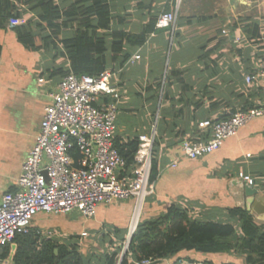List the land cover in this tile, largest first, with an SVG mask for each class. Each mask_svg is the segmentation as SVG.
I'll list each match as a JSON object with an SVG mask.
<instances>
[{"label": "crops", "instance_id": "0c3cea01", "mask_svg": "<svg viewBox=\"0 0 264 264\" xmlns=\"http://www.w3.org/2000/svg\"><path fill=\"white\" fill-rule=\"evenodd\" d=\"M11 1L16 4L15 17L26 23L39 19L32 9L34 1ZM54 1L62 9L69 8L61 15L64 26L55 48L39 41V49L29 50L7 20L0 27V197L17 189L16 180L34 144L44 107L61 72L71 70L61 39L85 29L83 19L88 18L91 0ZM250 1L182 0L175 22L157 28V16L173 9L174 0H107L110 22L97 32L106 37L107 69L119 93L113 140L125 142L154 132L153 188L140 205L135 197L101 203L95 215L87 218L75 210L37 213L31 231L38 236V249L50 241L79 253L83 264H107L106 253L118 251L119 264L122 243L128 240L134 221L137 226L155 220L171 205L184 210L193 222L229 224L242 237L241 220L231 213L238 207L264 230V114L252 118L207 155L187 158L180 149L183 138L200 137L198 122L225 119L231 112L264 105V78L245 80L260 65L264 48V11L252 13ZM114 31L133 37L143 34L144 40L141 44L124 41L121 54L113 60ZM39 78L43 81L38 82ZM239 171L253 178L251 187L256 192L251 196L245 193L250 185L239 179ZM13 243L17 248L12 240L7 244L9 251ZM2 249L0 259L8 256H2ZM178 258L208 264H264V260L251 263L243 251L185 249L151 264H172ZM130 261L135 264L136 260Z\"/></svg>", "mask_w": 264, "mask_h": 264}, {"label": "built area", "instance_id": "2783aa9c", "mask_svg": "<svg viewBox=\"0 0 264 264\" xmlns=\"http://www.w3.org/2000/svg\"><path fill=\"white\" fill-rule=\"evenodd\" d=\"M181 1L174 0L173 9L162 10L155 27L171 26ZM25 23L21 17L7 20L9 28ZM112 74L109 69L99 75L75 74L69 70L57 82L50 102L44 107L34 144L22 163L17 189L6 191L0 197V247L10 243L17 234L29 233L31 222L39 212L57 215L75 210L87 218L95 215L101 203L135 197L140 205L152 191L154 132L139 136L134 166L128 173L124 172L125 159L114 147L119 93L111 82ZM258 78H264V48L258 68L245 76L246 82ZM262 114L264 105L231 112L225 119L200 121V137L183 138L181 153L187 158L207 155L235 135L241 126ZM238 177L250 186L253 184V178L243 171L238 172ZM135 228L136 222L129 235ZM128 243L129 240L124 243L123 253ZM152 262L142 259L135 264ZM172 264L208 263L178 258Z\"/></svg>", "mask_w": 264, "mask_h": 264}, {"label": "trees", "instance_id": "16d2710c", "mask_svg": "<svg viewBox=\"0 0 264 264\" xmlns=\"http://www.w3.org/2000/svg\"><path fill=\"white\" fill-rule=\"evenodd\" d=\"M34 1L32 9L38 14V20L16 26L17 38L29 50H37L40 45H53L55 39H60L61 28L64 26L61 15L68 13L69 8L62 9L54 0ZM16 4L11 0H0V27L5 20L15 16ZM88 18L83 19L85 29L78 31L71 37L61 39L62 53L70 62V69L75 74L99 75L107 67L106 37L97 30H105L110 22L107 0H91L88 5ZM91 17V19H90ZM154 23L151 25L153 26ZM137 38V41L135 40ZM110 53L113 60L121 54L124 41L141 44L144 35L138 37L124 32L111 33ZM61 72V76L67 73ZM138 137L125 142L113 140L114 147L125 159V173L134 166L133 156L138 147ZM155 171L154 161L151 163L150 179ZM231 213L241 220L242 237H238L234 228L229 224L214 222H193L184 210L174 205L168 207L166 213L155 219L138 223L128 243V248L120 259L119 264H133L130 259L163 258L175 254L180 250H195L200 252H230L243 251L248 254L251 263L264 260V230L255 224L251 215L241 208L231 209ZM37 235L32 231L27 234H17L13 240L17 243L14 254V264H83V259L74 250L65 246L53 244L50 241L37 248ZM9 247L3 246L2 256L6 257ZM118 251L106 253L107 264H116ZM253 254H257L254 259Z\"/></svg>", "mask_w": 264, "mask_h": 264}, {"label": "water", "instance_id": "95a60500", "mask_svg": "<svg viewBox=\"0 0 264 264\" xmlns=\"http://www.w3.org/2000/svg\"><path fill=\"white\" fill-rule=\"evenodd\" d=\"M255 192H256L255 189H253L251 186H247V185L245 186V193L248 196H251ZM128 238H129L128 240H130L131 235H129ZM15 251H16V244L13 243L11 244V249L8 253V256L6 258L0 259V264H14L13 258H14Z\"/></svg>", "mask_w": 264, "mask_h": 264}, {"label": "rangeland", "instance_id": "374dc122", "mask_svg": "<svg viewBox=\"0 0 264 264\" xmlns=\"http://www.w3.org/2000/svg\"><path fill=\"white\" fill-rule=\"evenodd\" d=\"M249 9L254 14H258L260 12L264 11V0H251ZM124 247V244L122 243V248Z\"/></svg>", "mask_w": 264, "mask_h": 264}, {"label": "bare ground", "instance_id": "6f19581e", "mask_svg": "<svg viewBox=\"0 0 264 264\" xmlns=\"http://www.w3.org/2000/svg\"><path fill=\"white\" fill-rule=\"evenodd\" d=\"M138 212H139V208H138L137 211H136V217H137ZM135 220H136V219H135ZM134 223H135V221H134Z\"/></svg>", "mask_w": 264, "mask_h": 264}]
</instances>
